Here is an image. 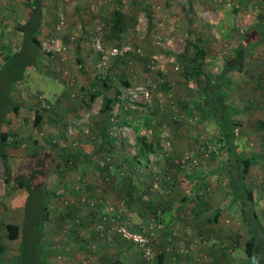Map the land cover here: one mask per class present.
Listing matches in <instances>:
<instances>
[{
	"label": "rangeland",
	"instance_id": "1",
	"mask_svg": "<svg viewBox=\"0 0 264 264\" xmlns=\"http://www.w3.org/2000/svg\"><path fill=\"white\" fill-rule=\"evenodd\" d=\"M26 1L0 0V45L3 48V50H0V63L5 51H13L18 45L19 32L16 29H18L17 24L27 14L25 3L28 2ZM116 1H120L125 16L129 17L134 12L131 0ZM135 1H141L147 6L137 12L133 27H129L127 33L120 35V41L121 44L134 45L139 49V52L134 51L136 55L118 56L123 58L117 61L113 58L108 66L96 70L94 67L96 55L91 49V40L83 34L81 49L84 50L85 56H81L80 61L76 60L75 43H80L77 41L81 39V34L86 31L89 32L96 21L97 25L101 27L106 15L111 11L114 4L113 0H43L44 23L38 31L42 43V50L39 53L41 56L40 62L36 66H27L24 70L23 82H18L11 88V96L19 104V110L17 113H8L7 122L2 126V129L10 134L9 139L14 137L19 142L14 147L7 149L6 164L10 174L14 177L15 174L27 170L26 154H39L43 150L30 137L32 133H36L39 138L50 144L52 152L57 154L59 160L64 163L60 161L58 166L55 167H52V164L49 165L50 170L41 178L44 181L45 189L53 192L78 191V193H62L57 198H52L47 205L48 217L44 222L41 256L44 259L49 258L50 264H81L82 259L87 254L90 258L88 259L90 264L100 263L99 259H96L93 252H91V245L83 243L84 248L77 249L68 244L69 240H73L72 237L88 239L87 232L96 235L89 227L95 216H90L89 221L85 218L84 215H87V211L91 213L92 210L79 198H90L84 193L85 191H115L109 185L110 177L114 176L113 172L122 174L125 169L124 164L117 165L116 158H112L105 151V148L99 153L94 152L93 156L86 154L90 157L89 160L86 158V163L80 160L81 164H79L78 160L75 166L70 167V164L66 166L63 160L66 151L71 149H76L79 153L84 151L80 141L73 138L79 129H82V133L85 131L83 134L90 137L92 142L98 144L100 138L91 130L96 121L105 123L103 136L105 135L108 140H110L108 131L112 126H125L127 131L124 141L132 149V146L135 147L134 127L139 130L143 127L141 135L149 139L152 135H150L148 129L144 128L146 122L144 117L150 118L148 120L151 121V125H153V121H155V124L158 123L160 127L154 130H156V137L159 135L157 138L160 150H156L154 156L148 155L146 160L142 158L141 164L140 162L138 164L134 161L133 156H130L136 152L134 150L136 147L132 149L133 152H130L129 159H132L131 161L135 163L134 186L138 188L137 190L141 189V191L148 189L150 191H168L169 188H173L174 198L177 197L176 201L178 197L184 195L183 201L190 203L193 199H188V197H191L190 193H192L193 183H195L193 178L188 180L182 177L177 171V166H184L189 172H208L210 169H219L220 163L225 158V153L219 148V143L216 140V126L209 118H204L194 106V102L199 100L195 93V80L184 81L182 79L179 75V66L175 57L182 51L186 39L193 40L198 37L206 50L204 60L206 67L212 73H217L222 66L223 57L230 55L241 38L250 34L249 30L255 28L259 16H263L264 19V0ZM10 2L14 3L11 9H9ZM90 5L94 11L90 9ZM58 13H61L64 17L65 25L62 32L56 35L52 33L51 28L58 18ZM147 13L150 15V23L153 24L151 28H148L149 23L145 16ZM82 18L87 19L85 20L87 26L80 24L79 20ZM81 27L82 33H80ZM101 35L102 33H100ZM55 38L62 40L63 54L52 51L47 52L50 46H46V43H51L50 41ZM104 42H106V45L102 44L104 48H109L107 45L113 43L106 40ZM251 55L254 58V64L258 60L255 71L258 74L260 73L259 77H262L261 74L264 71V40L259 41L253 47ZM78 64L81 66L77 67ZM246 72L249 73L247 69L245 71H232L227 75L231 80V84L226 86L225 98L230 105L236 106L239 102H242L251 108V111L243 116L247 121L245 123L247 125L243 127L239 126L240 119L236 113H232L230 116L238 122L236 135L240 148L245 154H254L258 159L257 163L251 165L245 175V183L251 191H254L256 197L254 203L256 206L262 207V211H260L264 212V125L252 122L254 118L262 116V122L264 123V114H262V112L264 113V89L261 90L256 85L251 86L249 84L251 87L248 92H252V94L247 97L248 100L245 101L240 97L239 99L242 100H238L237 96L242 95L243 97L248 92L238 93L237 89L234 91L233 88L236 79L246 77ZM97 77L110 79L112 85L109 89L110 94L125 86L120 79L126 80L129 85H154L150 93V105L144 107L136 102L135 107L119 106L117 119L115 122L112 121L113 117L108 112L100 111V96H96L90 102L87 99V92L92 88L91 84ZM249 77L251 76L249 75ZM81 89L83 90L81 91ZM58 94H62L63 97H59ZM38 95H42L45 101L49 103L48 109L41 108L37 99ZM84 101L88 102L87 106ZM38 108L45 110V116L38 131H35L36 128L32 124L33 110ZM58 108L69 111V118L65 117L66 121L62 122L64 125L59 122L55 130H47L50 117L48 113L49 111H57ZM74 108L78 113L73 116L71 113ZM151 109H153L152 116H147ZM122 121H127L129 124ZM67 124L73 126L70 133L65 132ZM73 133L75 134L73 135ZM173 140V143L177 145L176 147L170 144ZM168 152H172L173 157L167 162L163 159V155ZM185 153L190 155V160L187 165L181 166L179 161ZM40 155L42 156L43 153ZM104 165H107V171L99 169ZM80 169L83 170V174L82 177L78 178ZM101 176L107 177V179H103ZM166 179L172 181L168 189L163 188L162 185V182ZM204 181L209 189H199V195L201 197L205 196L201 200L199 198V201L205 204L210 203L211 208L226 205L228 203L226 175L221 173L208 174ZM146 183L150 184V188ZM23 196L24 191L22 189L15 187L13 183L6 184L3 181L0 159V243L5 245V249L0 255V264H20V233L18 231L16 238H9L6 225L20 226L23 217ZM100 201L99 205L102 208L105 204L112 205L119 218L125 220L123 216L121 217V213L126 208V204L122 199H119L116 203L109 198H100ZM120 202L123 203L120 204ZM70 209H72V212L77 213L74 214V219L78 217L76 219L79 221L77 224L74 223L76 226L70 221L71 215L68 214ZM228 215L226 212L224 219H222L223 223L227 227L231 224L239 227V224L232 220L234 218H228ZM260 220H264V215L260 214ZM83 222H87L86 226ZM72 230L77 232L76 236L71 233ZM238 230L241 231V241L247 239L245 228L242 227V230L238 228ZM68 232L71 234H68ZM110 235L112 237V233ZM111 240L115 243V248L104 251L105 260L118 261L120 264L139 263L140 254L132 243L122 240L116 243L114 238ZM229 241H231V238ZM229 241L224 243L227 245L225 246L228 250L232 248V243ZM150 243L152 244V256L146 260L147 262L152 261L155 253L153 242L150 241ZM62 245H64V252H67V254L57 253ZM236 246L232 250L235 251V255L237 257L239 255L240 257L241 255L244 256L242 243L239 247Z\"/></svg>",
	"mask_w": 264,
	"mask_h": 264
},
{
	"label": "trees",
	"instance_id": "2",
	"mask_svg": "<svg viewBox=\"0 0 264 264\" xmlns=\"http://www.w3.org/2000/svg\"><path fill=\"white\" fill-rule=\"evenodd\" d=\"M26 2H28L25 3L28 15L18 26V30L20 31L18 45L13 51L6 50L2 62L0 63V159L2 162L3 181L6 184L13 183L15 187L24 191L22 202L23 217L21 224L20 226L7 224L6 228L8 229L9 238H16L18 231L20 233V264H49V262L41 256V239L43 236L44 222L48 217L47 205L52 198H57L62 192H53L45 189L44 181L41 178L50 170L49 165L52 164V167L58 166L60 163L59 157L52 152L51 146L48 142L39 138L36 133H32L30 137L35 144L42 147L43 150L40 152L43 153V155L41 156V153L26 154L28 161L27 170L17 173L12 177L6 164L7 149L9 147H14L19 141L14 137L9 139L10 134L2 129V126L7 122L8 113H17L19 110V104L11 96V88L16 83L23 82L24 70L27 66H36L41 59L39 54L41 51V39L38 35V31L43 24V0H27ZM113 2L114 4L111 11L106 15L104 23L101 25L102 35L99 36L101 37L100 41L103 45H106V42H104L105 40L113 42L110 45H107L109 47L120 46V35L125 32L127 33L129 27H133L137 12L147 6L141 1L131 0L130 2L133 5L134 12L128 17L124 15L120 1L113 0ZM145 16L149 23L148 28H151L153 24L150 23L149 13ZM51 31L58 35L54 30V24L52 25ZM249 31L250 34L241 38L231 54L223 57L222 66L217 73H212L206 67L204 61L206 50L201 39L198 37H195L193 40H190L189 38L186 39L182 51L176 55L175 59L179 66V75L182 79L184 81L195 80V93L199 100L194 102V106L204 118H209L216 126V140L219 143V148L225 153V158L222 163H220L221 166L219 169H210L208 172H189L184 166H177V171L182 177L188 180L192 178L195 179V183H193V191H199L200 188L209 189V186H207L205 181L203 182L208 174L215 175L221 173L226 175L228 204L237 205L244 228L248 233V239L244 240L242 245L244 260L240 264H264V226H262L257 219V214L254 209V201L251 196V189L248 188L245 183V175L248 173L251 165L257 163L258 159L254 154H245L240 148L236 135L238 122L230 116L235 112V108L226 102L224 93V85H228L229 83V78L227 77V80L225 81V76L232 71H241L245 58L249 55L252 48L259 41L264 40L263 16L258 17L255 28H251ZM82 32L83 30L81 27L80 33ZM83 34L91 40V37L94 35V29L90 28L89 32H83L80 36L81 39ZM83 38L85 39V37ZM128 54L136 55L134 51H130L124 55ZM121 58L123 57H117L115 60L117 61ZM76 60L80 61L78 57H76ZM261 76L262 77H259V79L262 78L264 87V71ZM120 80L122 84L129 85V82L126 80ZM91 85L92 88L87 92L88 101L90 102L96 96H100V111L107 113L111 104L115 100L117 91L110 94L109 89L112 85L110 79H107L106 77H97ZM161 87L163 88V86ZM85 104L87 106L88 102H85ZM44 111L45 110L41 108L33 110L32 124L37 129H35V131H38L42 124L43 117L45 116ZM152 113L153 109L147 113V116H152ZM50 114L51 111H49L48 116ZM148 119L150 118L146 116L144 117V120L146 121L144 128L150 131V135H152L151 138L147 139L144 135L139 134V129L134 127V144L137 151L132 153V155L134 161L138 164L141 161L137 160V156H142L146 160L148 154L154 152L153 142L158 143V138L155 133L156 130L154 129H158L160 126H158V123L155 124V121H153V125H151V121ZM122 122L129 124L127 121ZM259 124L264 125L262 121H260ZM104 140L105 145H109V143L113 141L106 138H104ZM129 148L131 149V147ZM134 164L135 163L130 160L129 163H126V165L124 164L127 173H116V178L114 176L110 177L109 185L113 190L118 192L139 191L137 190V187L134 186V178L136 177V175L133 176L135 172ZM99 169L106 170L107 165H104ZM101 178L107 179V177L102 176ZM170 184H172V181L170 182L168 179L162 182L163 188L166 189H168ZM147 186L150 188V184H147ZM172 190L173 188H169L168 191ZM146 191L150 190L148 189ZM127 194L130 195V193ZM124 198L125 197L121 195L116 199V202H118L119 199H122L126 204L127 201H125ZM86 199H92L93 201L99 200L88 197H86ZM182 199H184V195L182 196ZM97 204L100 203H96L90 208L96 209L98 206ZM69 213L71 215L70 221H72V224L74 225V214L77 213H75V211L72 212V209L68 211V214ZM159 214V208L153 207L147 216V223L153 219L154 226ZM217 214L218 211L215 210L214 216L216 217ZM96 219L97 216L93 217L92 221ZM139 229L133 231H138ZM149 230H151V228L146 230V234L149 233ZM235 242H237V239ZM4 249L5 245L0 243V255L3 253ZM155 255L156 254L154 253V259ZM101 264L120 263H118V261L106 263L102 260ZM138 264H148V262L141 258ZM152 264H155V261H153Z\"/></svg>",
	"mask_w": 264,
	"mask_h": 264
},
{
	"label": "crops",
	"instance_id": "3",
	"mask_svg": "<svg viewBox=\"0 0 264 264\" xmlns=\"http://www.w3.org/2000/svg\"><path fill=\"white\" fill-rule=\"evenodd\" d=\"M13 6L14 3L10 2L9 9H11ZM27 15L28 13L25 15L24 19L20 20L21 22L18 23L17 26H19L26 19ZM42 16H43L42 23H44V15ZM85 20L87 19L86 18L80 19L79 20L80 24H82L83 26L85 25L87 26ZM16 31L19 32V37H20V31L18 29H16ZM77 42L80 43H75L74 52L75 55L81 59V56H85L84 50L81 49L82 39H79ZM0 50H3L1 45H0ZM252 51H250L249 55H247L244 61V65L242 66V70L245 71V69H247L249 73L246 72V77H239L235 81L233 90L235 91V89H237L238 93L248 92L250 87L254 85H256L257 88L261 90L264 89L262 78L259 79L260 73L258 74L257 71H255L256 67L258 66L257 65L258 60H256V63L254 64L253 61L254 58H252L251 55ZM249 75L251 77H249ZM226 80H227V76H225V81ZM228 81H229L228 85L231 84V80L228 79ZM249 84H251V86H249ZM228 85H224L225 87L224 93H226L227 91L226 86ZM82 90L83 89H81V91ZM251 94L252 92H248L243 97L242 95L237 96L238 97L237 99L238 100L244 99L245 101H247L248 100L247 97ZM58 96L61 98L63 97L62 94L61 95L58 94ZM239 97L242 99H239ZM228 104L230 105V103ZM230 106L235 108V112L233 113H236L240 119L239 126L243 127L247 125L245 124L247 123V121L243 116L246 115L249 111H251V108L248 107V105H244L242 102H239L236 106L233 105ZM72 110L73 112L71 114L73 116L77 115L78 112L75 110V108ZM68 112L69 111H65L63 109L60 110L59 108L57 109V111H52L48 119L49 128L47 130H55V127H57L59 122L62 123L66 121L65 117L68 119L69 118L68 115L70 114V112L69 113ZM262 114L264 113L262 112ZM261 117L262 116L254 118L252 122H256L257 124H259V122L262 121L263 119ZM62 125H64V123H62ZM104 128H105V123L104 122L102 123V121L101 122L96 121L94 126L91 127V130L94 133H96L95 135L98 138H100L98 143L99 145L92 142L90 137L84 135L83 133L85 131L82 133V129L81 130L79 129L80 131L78 130V132L76 131L77 132V133L75 132L76 134L73 133V135L75 134L74 135L75 137L73 136V138H76V140L80 141L81 147L83 148L82 150L84 151H81V153H79L78 150L76 149L75 150L71 149L70 151H66L65 158L63 159L66 166L67 164H70L69 166L72 167L75 166L76 163L78 162L79 164H81V161H83V163H86L87 159L88 160L90 159V157H88L86 154H89V156H93L94 152L99 153V151H101L103 148H105V151H107V153H109L112 158H116L115 161L118 163V165L119 164L126 165V163H129V161L132 160L129 159L130 152L135 147L132 146V149L130 150L128 145H126L125 141L122 140L117 141L114 140L113 138L110 139V141L111 140L113 141L106 146L104 144L105 135L103 136ZM142 129L143 127L141 128V130L138 131L139 134H141V132L143 131ZM157 137H159V135ZM173 142L174 140L171 141L170 144L173 147H176L177 145L174 144ZM156 145H158V143L153 142L154 152H151L148 155L154 156L156 154V150H160L159 145L158 146ZM134 150H136V148ZM171 153L172 152L165 153V155H163V159L168 162L169 159L173 157V154ZM79 157L82 158L80 159ZM142 158H143L142 156H137V160L139 161H142ZM82 174H83V170L80 169L78 178L80 176L82 177ZM112 174H114V177L116 178V172H113ZM61 192L78 193V191H61ZM79 192H83V191H79ZM84 193H86V195H88L90 198L93 199L109 198L112 199L113 202H116V199L121 195L125 197L124 199L125 201H127L126 208L121 213V217L123 216V218L126 220L127 226L132 230L139 229L140 227L145 226L147 224V218H148L147 216L151 211V209L153 207L159 208L160 214L158 219H156L157 222L154 223L153 228H151V230H149L148 233L149 238L153 242V247H155L156 260L154 258L152 259V261H155V264H195L198 262H200L201 264H240L244 260V259L242 260L244 256L241 255L240 257L239 255L240 257L239 258L237 257V255H235V251L234 252L232 251L233 249H235L236 245H237L236 247H239L240 243H242V245L244 243L243 240L241 241V234H240L241 231L238 230V228H241L242 230V227H244V225L241 220V216L239 214L237 205L232 206L226 203V205L224 204V206L220 205L218 208L216 207L211 208L210 203L205 204L199 201V198L200 200L202 197L205 198V196L201 197V195H199L200 194L199 191H192V193H190L191 197H188V199H193L190 203L184 202L183 201L184 199H182L181 196L178 197V200L176 201L177 197L175 196L174 198V191H141L140 189L139 191H120V192L85 191ZM127 193H130V195H128ZM251 196L253 201L255 202L256 197L254 196V191H251ZM257 199H259V197H257ZM212 201L214 200L212 199ZM97 205L98 206L96 207V209H91L93 214L92 212L89 213L87 211V215H84L86 216L85 218H87L88 221H89L88 218L90 216L93 215L98 216V213L103 211V208L99 204ZM261 208L262 207H258L254 203V209L257 214V219L259 220L260 224L264 226V220H260V214L264 215V212H261L262 211ZM215 210L218 211L216 217L214 216ZM226 212L227 214H229L228 218L231 219L234 218L232 220H234V222H237V224H239V227L237 226L235 227V225L232 226V224L227 227V225L223 223L222 219H224ZM258 212H260V214H258ZM83 223L84 226H86L87 222H83ZM105 228L106 231L102 238H98L96 235L94 236L93 233L87 232L88 239H81V238L78 239L72 237L73 240H69L68 244L69 246L79 249L83 247V243H87L91 245L92 247L91 252H93L94 257L96 259H99L100 261V263L96 262L97 264H101L102 260H104V262L106 263H110V261L104 259V255H105L104 251L106 252L108 251V249L112 250L115 248V243L111 239L114 238L116 240V243H119L121 240L122 241L125 240L121 239V237L117 233L112 231L107 225ZM69 233L70 232H68V234ZM71 233H73L75 236L77 234V232L74 230H72ZM111 233H112V237L110 235ZM246 234L248 239V233L246 232ZM230 238L231 241H229ZM236 239L237 242H235ZM225 241L226 242L229 241L232 243L231 244L232 248H230V250L226 249L227 245L224 244L226 243ZM63 246L64 245L60 246V249L57 251V253L67 254V252H64L65 247ZM46 260L50 264L49 258H46ZM152 261L148 263L152 264L153 263Z\"/></svg>",
	"mask_w": 264,
	"mask_h": 264
},
{
	"label": "built area",
	"instance_id": "4",
	"mask_svg": "<svg viewBox=\"0 0 264 264\" xmlns=\"http://www.w3.org/2000/svg\"><path fill=\"white\" fill-rule=\"evenodd\" d=\"M90 9L94 11L93 7L90 5ZM64 17L61 15V13H58V18L56 22L54 23V30L56 33H60L63 30L64 27ZM94 29V35L91 37V49L96 55V60L94 62V67L96 70H100L106 66L109 65V62L111 59L116 58L118 56H123L124 54L132 51H135L136 53L139 52V49L137 47L131 46L129 43H122L119 47H109L104 48L101 41H100V33H101V27L96 24L93 27ZM51 43H46V46H50L47 49V52H57L59 54H63L64 52V46L62 45L63 42L61 39H52L50 41ZM41 50H42V43H41ZM81 65L78 64L77 67H80ZM154 88V85L152 84H140V85H125L122 88L117 90V93L115 95V100L111 104L110 108L108 109V114H110L111 117H113L112 121H116L117 119V109L119 106L126 105V106H136V102L140 103L144 107L150 105V93L152 89ZM37 99L40 102L41 108L48 109L49 103L45 101L44 97L42 95H38ZM130 108V107H129ZM72 122V121H71ZM74 123V122H72ZM78 124V123H77ZM72 125L69 126L67 124V128L65 130L66 133H70ZM127 128L125 126H112L110 130L108 131V135L114 140L117 141H124V138H126ZM143 134V133H142ZM190 160V155L188 153H185L180 161L179 164L183 166L184 164L187 165ZM193 162V160H191ZM110 168V166L108 165ZM108 169V168H107ZM123 173H127L125 169L122 171ZM121 174V173H120ZM79 200L83 202L88 207H93L96 203H100V199L97 201H93L92 199H85L84 197H80ZM123 201V200H122ZM105 202V201H104ZM123 202H120L122 204ZM78 217H75V219ZM74 219V223L77 224L79 221ZM106 225L115 233H117L121 239L128 241L133 244V246L137 249V251L140 254V257L144 260H148L152 256V244L150 243L151 239L149 238L148 234H146V230L152 228L153 226V219L148 221L147 225L140 227L138 231L130 230L127 226L126 220H122L119 218V215L117 214L116 210L114 211V208L112 205L105 204L103 211L101 213H98L97 219L90 222L89 227L90 229L96 234L97 237H103L106 231ZM89 255L87 254L84 259H82L81 264H90L88 261ZM195 264H201L200 262Z\"/></svg>",
	"mask_w": 264,
	"mask_h": 264
}]
</instances>
